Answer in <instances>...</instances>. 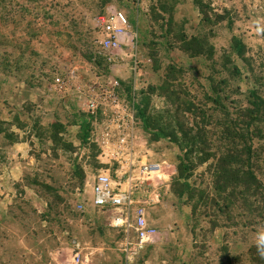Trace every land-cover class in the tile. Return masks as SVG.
<instances>
[{"label":"rangeland","instance_id":"rangeland-1","mask_svg":"<svg viewBox=\"0 0 264 264\" xmlns=\"http://www.w3.org/2000/svg\"><path fill=\"white\" fill-rule=\"evenodd\" d=\"M120 12L130 26L106 53L101 17ZM110 78L146 116L134 152L163 168L140 188L162 227L140 255L264 264V197L226 207L214 183L236 150L264 186V0H0V239L10 228L30 255H126L92 195L119 168L86 108Z\"/></svg>","mask_w":264,"mask_h":264},{"label":"built area","instance_id":"built-area-1","mask_svg":"<svg viewBox=\"0 0 264 264\" xmlns=\"http://www.w3.org/2000/svg\"><path fill=\"white\" fill-rule=\"evenodd\" d=\"M104 36L100 41L106 53L120 48V38L130 23L124 13L101 17ZM110 56L109 60H116ZM137 67V63H135ZM63 88V85H62ZM135 95L123 94L120 82L110 78L107 85L90 96L86 105L89 121L95 130L103 133V146L112 148V157L119 164L113 174L100 173L92 188L93 205L104 211L115 212L112 223L125 235L123 252L138 255L155 231L148 222L147 210L140 205L139 191L148 179L160 171L159 164L140 162L134 152V137L138 125ZM141 164V165H140ZM73 262L81 264L80 245H76Z\"/></svg>","mask_w":264,"mask_h":264},{"label":"crops","instance_id":"crops-1","mask_svg":"<svg viewBox=\"0 0 264 264\" xmlns=\"http://www.w3.org/2000/svg\"><path fill=\"white\" fill-rule=\"evenodd\" d=\"M162 172L163 168L160 166V171L156 174H153L152 177L148 179V181L154 176H161ZM107 213H111L113 215L111 217V223L109 226L117 228L115 224L112 223L115 212L113 213V211H109ZM155 224L156 225L153 226H155L157 229L162 228L161 223ZM2 230L4 231V227L0 224V238ZM10 233V228H8V232L5 235L6 239L5 237L3 241L0 239V257L4 256L6 258L3 261L0 258V264H75L73 262L74 255H57L56 257V255H44L43 253L30 255L27 252H21L19 250L21 245L18 240L22 241V238L16 239ZM155 234H157V230ZM80 256L82 260L81 264H197V259L201 260L203 258L202 255H174L173 257H165L164 255H140V253L138 255Z\"/></svg>","mask_w":264,"mask_h":264},{"label":"trees","instance_id":"trees-1","mask_svg":"<svg viewBox=\"0 0 264 264\" xmlns=\"http://www.w3.org/2000/svg\"><path fill=\"white\" fill-rule=\"evenodd\" d=\"M138 117L142 122H146V116L142 109L137 106ZM160 138H167L169 135L165 133L158 134ZM235 151L227 152L225 157L216 160L215 171V185L218 192L221 194H227L229 201L226 202V207L235 205L237 206L238 197L240 198H255V196L261 195L264 191V186L258 179L255 170L253 169L248 157L247 161L242 163L237 162L234 157ZM250 154V152H249ZM250 156V155H248ZM232 200V202H231Z\"/></svg>","mask_w":264,"mask_h":264},{"label":"clouds","instance_id":"clouds-1","mask_svg":"<svg viewBox=\"0 0 264 264\" xmlns=\"http://www.w3.org/2000/svg\"><path fill=\"white\" fill-rule=\"evenodd\" d=\"M259 239H260V242H261L262 244H264V233H261V234H260Z\"/></svg>","mask_w":264,"mask_h":264}]
</instances>
